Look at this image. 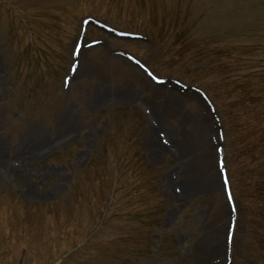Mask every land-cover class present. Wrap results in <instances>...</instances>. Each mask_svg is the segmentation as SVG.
Returning <instances> with one entry per match:
<instances>
[{
    "label": "rangeland",
    "instance_id": "1",
    "mask_svg": "<svg viewBox=\"0 0 264 264\" xmlns=\"http://www.w3.org/2000/svg\"><path fill=\"white\" fill-rule=\"evenodd\" d=\"M0 264H264V0H0Z\"/></svg>",
    "mask_w": 264,
    "mask_h": 264
},
{
    "label": "bare ground",
    "instance_id": "2",
    "mask_svg": "<svg viewBox=\"0 0 264 264\" xmlns=\"http://www.w3.org/2000/svg\"><path fill=\"white\" fill-rule=\"evenodd\" d=\"M77 46H78V44H77ZM79 46H80V49L78 50V53H76L75 55H77V56H81L82 55V53L84 52V51H86L85 49V44H83L82 43V46L79 44ZM90 49V48H89ZM82 64H83V62H82ZM82 64L80 65V66H82ZM84 65V64H83ZM87 66V65H86ZM85 66V67H86ZM89 67H87V69H88ZM87 69H82V71L84 70V71H86ZM80 70H81V68H80ZM77 73H79V71H77ZM77 73L75 74V75H77ZM136 74L137 75H139V77H140V83H142V84H144L145 86H146V88L148 87V89L149 90H153L154 91V95H153V97L155 98V99H161V100H163V101H166V102H170V103H174V104H178V103H176L177 102V99H178V97L180 96V95H176V94H173V91H171L170 89H167L164 85H160V84H156V83H152V82H150L149 81V79H148V77H145L144 75H140L139 73H137L136 72ZM70 126V125H69ZM203 130H204V128L202 129V131H201V142L203 141V139H204V133H203ZM67 134H69V133H67ZM202 146V145H201ZM200 146V147H201ZM40 148H38V149H33L34 151H37V150H39ZM201 153H204L206 156L207 155H209V152L207 151V149H206V146L205 147H203L202 146V149H201ZM208 153V154H207ZM208 160L209 159H204V162H205V165H206V168L210 171V174H209V176H206V182H207V184H208V186H207V188H208V190L210 189V188H215L216 190H217V188L219 187L218 186V181H217V178H216V170L215 169H213L212 168V166H211V164H209L208 163ZM204 165V166H205Z\"/></svg>",
    "mask_w": 264,
    "mask_h": 264
},
{
    "label": "snow or ice",
    "instance_id": "3",
    "mask_svg": "<svg viewBox=\"0 0 264 264\" xmlns=\"http://www.w3.org/2000/svg\"><path fill=\"white\" fill-rule=\"evenodd\" d=\"M229 199H231V196L229 197Z\"/></svg>",
    "mask_w": 264,
    "mask_h": 264
}]
</instances>
